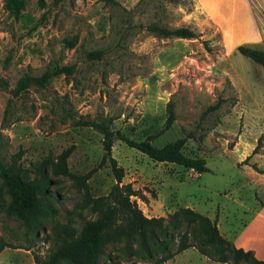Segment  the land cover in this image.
Wrapping results in <instances>:
<instances>
[{"label":"rangeland","instance_id":"rangeland-1","mask_svg":"<svg viewBox=\"0 0 264 264\" xmlns=\"http://www.w3.org/2000/svg\"><path fill=\"white\" fill-rule=\"evenodd\" d=\"M2 2L0 159L15 160L32 176L38 165L70 147L71 175H50L47 187L53 196L43 202L55 212L41 213L42 227L28 232L0 209V241L8 244L0 250V264H35L33 254L45 257L54 230L68 221L78 229L83 217L93 216L81 207L80 176L90 172L84 182L91 196L106 194L113 183L109 162L101 159V134L75 122L83 117L103 120L113 130L142 139L162 127L166 103L171 102L174 119L152 143L185 136L182 151L203 157L208 169L197 173L154 160L113 138L111 155L123 169L121 182L143 196L130 198L146 216L166 217L180 206L204 215L218 211L231 225L249 216L243 209L255 206L254 186L239 188L238 179L246 177L243 164L264 176V115L251 109L244 117L249 102L237 99L264 90V68L236 47L223 45L203 0H24L16 17ZM149 25L186 26L194 35L158 36L147 29ZM73 36L74 45L67 47L63 40ZM93 49L101 50L100 58H87ZM52 62L74 63L75 71L53 76L43 87L11 94L22 71L38 72ZM255 144L261 154L250 163ZM6 200L4 195L0 203ZM247 230L254 254L264 259V221ZM119 245H107L100 263L111 264L106 255L115 253L121 264L145 263L133 256L126 260ZM159 264L211 263L196 248L187 247Z\"/></svg>","mask_w":264,"mask_h":264},{"label":"trees","instance_id":"trees-1","mask_svg":"<svg viewBox=\"0 0 264 264\" xmlns=\"http://www.w3.org/2000/svg\"><path fill=\"white\" fill-rule=\"evenodd\" d=\"M52 1L57 3L60 0ZM2 6L16 17L24 7V0H3ZM147 29L158 36L189 38L194 35L186 26L167 28L149 25ZM75 39L76 37L73 36L63 41L67 47H72ZM236 50L264 68V49L238 44ZM101 53L99 49L90 50L87 58L98 59ZM74 71V63L59 62L47 64L38 72L26 69L15 79L10 92L12 95H17L29 86L43 87L51 77L70 76ZM173 119L174 111L171 102L168 101L162 127L142 139H134L117 129L113 130L103 120L97 118L83 117L75 120L77 124L90 126L101 134L103 149L101 159L108 160L114 181L106 194L91 196L84 182V178L90 172L80 176L84 190L81 207L87 208L93 216L83 217L78 229L68 221L58 230H54V241L45 257L42 259L38 254H33L35 264H55L59 261L68 264H101L99 257L105 253L107 245L119 243L118 249L126 260L132 256L146 260L145 263L138 262V264L162 263L187 247H194L200 254L227 264H264V260L256 258L251 250L234 246L219 232L212 219L189 206L177 207L166 217L146 216L130 198L132 195L143 196L129 183L121 182L123 169L111 155L113 138L123 141L154 160L173 162L191 168L197 173L208 169L203 157L189 156L182 151L185 136L176 137L161 145L152 143L155 135L166 129ZM256 144L251 153L256 152ZM69 153L70 147L62 149L54 159L51 158L38 165L32 176L21 171L15 160L4 162L0 159L2 183L0 198L3 200L4 195L7 196L5 204L0 203V209L13 215L25 226L26 231L42 227L40 215L44 210L55 212L53 206L48 201L43 202V199L53 196L47 187L50 183V175H71L67 167ZM5 245L8 244L0 241V250ZM106 256L111 264H121L120 254Z\"/></svg>","mask_w":264,"mask_h":264},{"label":"crops","instance_id":"crops-1","mask_svg":"<svg viewBox=\"0 0 264 264\" xmlns=\"http://www.w3.org/2000/svg\"><path fill=\"white\" fill-rule=\"evenodd\" d=\"M207 11L215 19L217 28L221 32L222 43L225 46L235 48L238 44H245L254 48L261 49L264 43V0H203ZM238 52V51H237ZM245 100L249 102L244 112V117L248 116V110L261 111L264 115V90L258 91L256 94H247L245 99L238 95L237 103ZM240 112V111H239ZM242 112V111H241ZM247 114V116H246ZM264 118V117H263ZM264 149V144L261 146ZM250 163L257 160L260 151L250 153ZM243 174L245 178L238 179L239 188L252 184L254 186V208H244L243 212L250 213L249 216L240 220L238 224L231 225L230 218L222 220L218 211L207 215L212 219L219 232L229 239L234 246L251 250L253 255L256 249L252 242V236L248 230L252 224L263 223L264 221V197L258 194H264V176L255 175L250 164H243ZM252 192V193H253ZM193 209V208H192ZM224 219V218H223ZM257 237L256 235L253 237ZM202 255V254H201ZM204 256V255H203ZM211 264H219L220 261L212 260L204 256ZM258 258V257H256ZM261 259V258H258ZM264 260V259H263ZM225 263V262H224ZM227 264V263H225Z\"/></svg>","mask_w":264,"mask_h":264}]
</instances>
